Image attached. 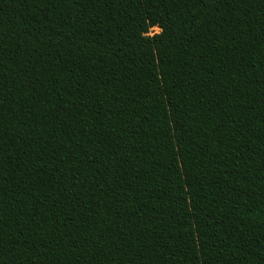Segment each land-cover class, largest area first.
<instances>
[{
  "label": "trees",
  "instance_id": "obj_1",
  "mask_svg": "<svg viewBox=\"0 0 264 264\" xmlns=\"http://www.w3.org/2000/svg\"><path fill=\"white\" fill-rule=\"evenodd\" d=\"M0 264H264V0H0Z\"/></svg>",
  "mask_w": 264,
  "mask_h": 264
},
{
  "label": "rangeland",
  "instance_id": "obj_2",
  "mask_svg": "<svg viewBox=\"0 0 264 264\" xmlns=\"http://www.w3.org/2000/svg\"><path fill=\"white\" fill-rule=\"evenodd\" d=\"M158 32H160V29L156 27V28H153L151 30V33L150 34H154V33H158Z\"/></svg>",
  "mask_w": 264,
  "mask_h": 264
}]
</instances>
